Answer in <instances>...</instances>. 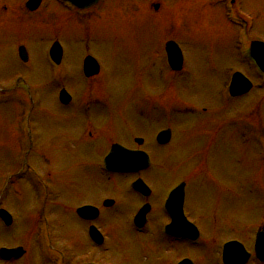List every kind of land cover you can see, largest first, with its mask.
Masks as SVG:
<instances>
[{
    "label": "rangeland",
    "instance_id": "1",
    "mask_svg": "<svg viewBox=\"0 0 264 264\" xmlns=\"http://www.w3.org/2000/svg\"><path fill=\"white\" fill-rule=\"evenodd\" d=\"M24 1L0 0V205L14 219L9 229L0 224V247L27 250L15 264H51L56 256L44 245L51 235L53 246L67 255L65 264L93 259L95 254L83 259L80 243L85 235L72 211L99 197L125 198L124 186L133 179L109 176L106 183L98 179L90 183L91 167L79 169V164L87 163L82 154L86 145L80 144L81 134L70 133V119L85 113L82 106L81 111L69 112L58 104L57 82L47 59L54 41L62 46L63 70L69 75L60 82L69 80L67 86L72 83L70 90L77 99L72 108L87 103L86 98L105 100L109 109L102 113L94 105L97 115L90 111L86 122L105 134L109 144L126 146L131 135L149 137L157 127L172 128L175 141L162 150L149 148L150 172L157 176L144 178L156 188V195L186 182L189 213L206 223L202 226L210 231L212 243L245 242L264 222V139L256 135L264 129V88H254L235 101L219 86L236 71L248 74L254 84L258 81L238 49L245 41H264V0H241L243 14L250 17L248 37H237L223 7L206 0H100L83 13L57 0H42L31 14ZM151 4H159L158 11ZM168 41L182 52L183 73L174 75L166 66L163 49ZM19 46L29 53L27 65L18 59ZM85 53L99 62L102 72L86 85L77 73ZM156 118L159 122L152 126ZM218 120L226 122L224 128ZM96 141L100 146L91 158L99 161L108 143ZM29 146L28 162L38 168L42 186L52 192L50 209L43 203L45 192L25 176L20 177L25 182H11L2 193L5 171L26 158ZM206 209L215 210L216 216L208 218ZM118 210L116 218L104 216L110 222V239L95 256L104 264H148L158 234L151 232L147 253L137 250L136 232L125 227L126 222L130 227V210L122 204ZM117 221L120 229L114 226Z\"/></svg>",
    "mask_w": 264,
    "mask_h": 264
},
{
    "label": "flooded vegetation",
    "instance_id": "2",
    "mask_svg": "<svg viewBox=\"0 0 264 264\" xmlns=\"http://www.w3.org/2000/svg\"><path fill=\"white\" fill-rule=\"evenodd\" d=\"M79 61L81 63L80 67L82 66V62H83V58L80 57ZM62 62L64 63V54L62 56ZM82 68V67H81ZM77 101V99H71L68 104L66 105H61L60 106L65 109L68 108L69 112H76L77 109L79 108V110L81 111V106H86V104H78V106L73 109V102ZM96 105V104H95ZM95 110V114L97 115V110L96 108H94V106H88V110L86 111V113L83 115V117H81L80 119L77 120H72L70 119L71 122V128H70V133H78L81 134L82 136V140H80V144L85 143V147L86 150L83 151L82 150V154L87 155V163L84 164L85 167H91L94 168V166H98L99 161H98V157H93L91 158V155L95 152L94 148H99V144L96 141L99 138V134H98V130L93 128V126H91V123L88 121L86 122V117L89 115V112ZM82 111L84 112V109L82 108ZM86 122V123H85ZM85 123L84 129H82L80 127L81 124ZM93 131V132H92ZM87 133V135H86ZM96 136L93 138L92 134H95ZM158 132L157 131H153L151 134H154L152 136H144L142 134L137 133V135L135 137H132V135L127 138L128 140V144L126 143V146L128 149L131 150H137V151H145V152H150L149 148L152 151H156V150H161V146L156 144V134ZM136 138L142 139V146H138L136 145ZM174 139L172 138L171 141H173ZM70 142H73V138L71 137ZM72 146H75L76 144H71ZM90 149H93L92 151ZM98 150V149H96ZM98 153V152H97ZM95 167V168H96ZM159 169L160 166H158ZM153 169V166L151 165V167L142 172L143 176L146 175V177H150V176H154L156 175V173H154L153 175H151V170ZM145 179V178H144ZM96 180V177L93 176V178L91 179L92 183ZM212 180H215V178H213ZM145 181L147 182V180L145 179ZM130 185V184H129ZM148 185L151 187V191L150 193H148V196H141L139 194L133 193L129 194V199L128 196L126 195L125 198H121V199H114L113 197H105V198H100L92 201V202H88V203H79L77 206L74 207L73 211L77 210L78 208L81 207H94L96 209H98V212L96 213V216L94 218H92L91 220H85L84 217L86 219H90L93 215L92 211H89L87 214L86 212L81 214L80 217H78L77 219L79 220L80 224H79V230L80 232L82 231L85 235V240L84 237H82V241L83 243H80L81 246V250H82V255H84L83 259H88L91 255H96L97 253V249L99 247V245H97L95 242H93L89 236H88V231L90 227H96L101 234L103 235V243L102 246L107 245V241L110 239L109 235H107L108 233V226H110V222H107L105 220H107L106 218H104V216L106 214L109 215H114L115 218L117 216V214L119 215V210L118 207L119 205H126V207L130 210V227H128V224L126 222V228L129 229V231L134 230L136 233L135 235H137V237H135V239L137 241L138 244V248L137 250L139 251H143L145 253L148 252V250L144 249L145 245H147L149 243L148 239H151V232H155L156 237H155V244L156 247L154 248V255H152L151 253V258L152 261H150L148 264H180L181 261L188 259L191 261V264H222L221 263V250L222 247L225 243L229 242V241H238L236 239H231L227 242H221L218 243L217 246L216 244H213V239H211V236L207 235L209 234L208 232L210 231H206L202 224H206L205 222H201L198 219L195 220L191 214L189 213V209H188V203L186 204V200L184 203V214L187 218V220L194 225L197 228L198 231V237L196 238V240L191 241L188 238L182 237V238H178L175 236H169L164 234V229L165 227L170 224L171 220L169 219L168 215L165 213L164 211V204H165V200L167 195H163L164 193V189L162 190V193H157V195L155 194L156 188L149 184ZM166 184H162V186H165ZM175 187V186H174ZM174 187H172L170 190H172ZM82 187L80 186V189L78 192H81ZM186 190V188H185ZM170 192V191H169ZM67 198V197H66ZM106 199H114L115 202L109 206H106L104 204V201ZM65 201V199H64ZM208 206V205H207ZM141 209L145 210V221H144V226L138 230L134 224H133V217L134 215L140 211ZM206 212V216L209 218L208 215H210V217H215L216 216V211L215 210H205ZM152 214H156L154 215L155 218H152ZM87 215V216H85ZM123 217V216H122ZM104 219V220H103ZM212 222H215L216 219L213 218L211 219ZM176 228V230L181 229V231L183 232H188V230L186 228H184L183 226H180L178 224H176L174 226ZM115 228L120 229L118 226H115ZM256 231H257V227H255L254 230H251V234L250 236L247 238V240L245 242H241L238 241L240 243H242L245 248L248 251H252L253 249V244L255 241V236H256ZM81 232V235H82ZM206 232V233H205ZM118 233V231H117ZM191 234V232H188L187 235ZM215 240V238H214ZM85 250V252H84ZM214 252V256L211 258L210 257V253ZM184 253V254H181ZM94 255V258L89 260V261H80L79 264H93L98 262L97 260V256ZM197 256V257H195ZM154 258H156L154 260ZM144 264H147L146 262ZM246 264H259L254 258H252V255L250 257V259L248 260V262Z\"/></svg>",
    "mask_w": 264,
    "mask_h": 264
},
{
    "label": "water",
    "instance_id": "3",
    "mask_svg": "<svg viewBox=\"0 0 264 264\" xmlns=\"http://www.w3.org/2000/svg\"><path fill=\"white\" fill-rule=\"evenodd\" d=\"M64 1L71 3L72 5H74L75 7L79 9H87L93 6L94 4H96L98 0H64ZM39 2L40 0H30L27 4V7L33 10L38 6ZM254 45H255L256 53L257 54L260 53V55L258 54V58L256 57L257 61H259L258 59L261 60V58L264 61V45L260 43H254ZM167 50L171 52V55L169 56V60L172 61L171 62L172 68L174 67L180 68L181 55H180L178 48L174 44L169 43L167 45ZM59 53H60V48L57 44H55L51 49L52 57L53 56L55 57V54L59 55ZM20 57L23 59H26L25 51L22 48L20 49ZM94 72L96 73V70ZM237 80L242 84V87L241 86L237 87L235 85V89H234V84H233L232 88L236 90L237 94L245 93L247 89L250 87L249 84L246 83V80L239 75H238V79H234L233 82ZM161 138L163 139V143L168 141L169 131L161 133L159 135V139ZM134 161L137 162L136 167L131 166L134 163ZM105 165H106V169L110 171L127 173V172L137 171L141 168H145L148 165V160L147 158L142 157L141 154L127 152L124 149L120 148L119 146H114L111 149V153L108 155V157L105 160ZM136 185L144 188V184L141 181H138ZM182 200H183V185L175 189L170 194L169 199L167 201V204L169 208L171 209L174 217L175 216L177 217V220L179 221L180 224H183V222L185 223V220L182 216V210H181ZM0 216H2V218L5 217L6 219H8V217L2 212H0ZM94 234L97 236L96 232H93V235ZM195 234H196V231H195ZM230 247H232V245ZM240 247L241 246H239V250H241ZM255 252H256L257 257L264 261V227H261L259 230L257 242L255 245ZM22 254L23 253L20 248H17L14 250H5V249L0 250V257L5 260L17 259L20 256H22ZM246 258H247V255L245 253H242V259L245 260Z\"/></svg>",
    "mask_w": 264,
    "mask_h": 264
},
{
    "label": "bare ground",
    "instance_id": "4",
    "mask_svg": "<svg viewBox=\"0 0 264 264\" xmlns=\"http://www.w3.org/2000/svg\"><path fill=\"white\" fill-rule=\"evenodd\" d=\"M90 183H92V181H90ZM93 189H96V187H95V186H91V190H93ZM114 226L121 227V226H120V222L117 221V222L114 224ZM116 236H118V233H116Z\"/></svg>",
    "mask_w": 264,
    "mask_h": 264
}]
</instances>
